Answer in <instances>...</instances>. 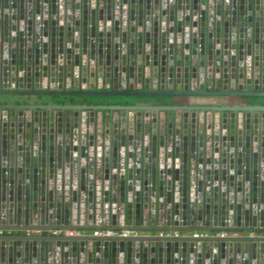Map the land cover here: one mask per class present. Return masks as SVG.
I'll use <instances>...</instances> for the list:
<instances>
[{"label":"water","instance_id":"obj_1","mask_svg":"<svg viewBox=\"0 0 264 264\" xmlns=\"http://www.w3.org/2000/svg\"><path fill=\"white\" fill-rule=\"evenodd\" d=\"M0 264H264V0H0Z\"/></svg>","mask_w":264,"mask_h":264},{"label":"built area","instance_id":"obj_2","mask_svg":"<svg viewBox=\"0 0 264 264\" xmlns=\"http://www.w3.org/2000/svg\"><path fill=\"white\" fill-rule=\"evenodd\" d=\"M64 235L68 236L71 235L70 233H64ZM95 237H116V236H120V237H126L127 235H129L128 233H115V232H108V231H99V232H95L93 234ZM196 237V236H194Z\"/></svg>","mask_w":264,"mask_h":264},{"label":"crops","instance_id":"obj_3","mask_svg":"<svg viewBox=\"0 0 264 264\" xmlns=\"http://www.w3.org/2000/svg\"><path fill=\"white\" fill-rule=\"evenodd\" d=\"M111 99H114V98H106V99H102V98L101 99L100 98H86L85 100L92 101V102H99V103H102V102L103 103H113ZM121 99H124V98H115L114 102L121 101ZM81 101H84V98H82ZM128 101H130V99H125V102H128ZM92 234H94V233H92ZM71 235H77V234H71Z\"/></svg>","mask_w":264,"mask_h":264}]
</instances>
